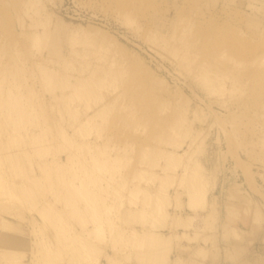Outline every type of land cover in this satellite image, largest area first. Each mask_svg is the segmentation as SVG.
<instances>
[{
	"label": "rangeland",
	"instance_id": "1",
	"mask_svg": "<svg viewBox=\"0 0 264 264\" xmlns=\"http://www.w3.org/2000/svg\"><path fill=\"white\" fill-rule=\"evenodd\" d=\"M0 183L20 264H264V0H0Z\"/></svg>",
	"mask_w": 264,
	"mask_h": 264
},
{
	"label": "bare ground",
	"instance_id": "2",
	"mask_svg": "<svg viewBox=\"0 0 264 264\" xmlns=\"http://www.w3.org/2000/svg\"><path fill=\"white\" fill-rule=\"evenodd\" d=\"M0 185H2V183H0ZM0 187H1V186H0ZM0 189H2V188H0ZM30 242H31V241H30ZM22 253H23V252H22ZM2 254L4 255V257L2 256ZM7 254H8V252H7ZM7 254L5 255L4 253H1L0 259L2 258V259H1V260H2V263H3V261H4L7 257H9V258L12 257V258H10L11 260L8 258V261H10V262L13 261L12 263L14 264V263L17 261L18 257H19V256L16 257L17 255H16L15 253H12V252L9 253V254H14V255H16V256H14L15 258H14L13 256H11V255L9 256V254H8V255H7ZM17 254H18V253H17ZM20 255H22V254H20ZM5 256H6V257H5ZM20 257H21V256H20ZM3 258H4V259H3ZM13 258L16 259L15 262H14ZM36 260H37V259H36ZM5 261H6V260H5ZM5 261H4V263H5ZM31 261H33V260H31ZM17 262H18V261H17ZM18 263H19V262H18ZM6 264H8V262H7ZM15 264H16V263H15ZM19 264H20V263H19Z\"/></svg>",
	"mask_w": 264,
	"mask_h": 264
},
{
	"label": "crops",
	"instance_id": "3",
	"mask_svg": "<svg viewBox=\"0 0 264 264\" xmlns=\"http://www.w3.org/2000/svg\"><path fill=\"white\" fill-rule=\"evenodd\" d=\"M252 260H253V259H251V258H247V259L245 260V263H246V264H250ZM210 261H211V260H210ZM220 262H221V264H223V262H225V260L222 258ZM202 264H209V262L206 261V262H204V263H202Z\"/></svg>",
	"mask_w": 264,
	"mask_h": 264
}]
</instances>
